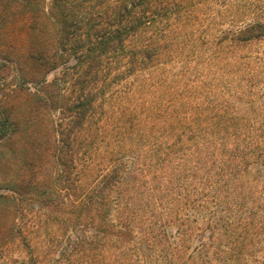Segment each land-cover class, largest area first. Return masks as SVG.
Listing matches in <instances>:
<instances>
[{
	"label": "trees",
	"instance_id": "trees-1",
	"mask_svg": "<svg viewBox=\"0 0 264 264\" xmlns=\"http://www.w3.org/2000/svg\"><path fill=\"white\" fill-rule=\"evenodd\" d=\"M19 2L0 264H264V0Z\"/></svg>",
	"mask_w": 264,
	"mask_h": 264
},
{
	"label": "rangeland",
	"instance_id": "rangeland-1",
	"mask_svg": "<svg viewBox=\"0 0 264 264\" xmlns=\"http://www.w3.org/2000/svg\"><path fill=\"white\" fill-rule=\"evenodd\" d=\"M6 1V0H5ZM0 0V39L12 46L26 49L29 38L30 12L19 0ZM59 69L52 71L48 79L54 78ZM6 192L0 189V193Z\"/></svg>",
	"mask_w": 264,
	"mask_h": 264
}]
</instances>
